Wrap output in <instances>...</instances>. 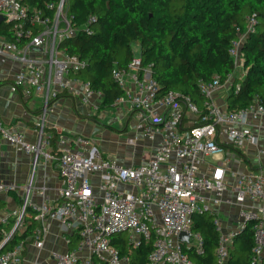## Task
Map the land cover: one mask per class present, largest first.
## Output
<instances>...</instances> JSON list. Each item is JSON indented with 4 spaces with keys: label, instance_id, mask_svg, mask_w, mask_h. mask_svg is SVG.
Segmentation results:
<instances>
[{
    "label": "built area",
    "instance_id": "1",
    "mask_svg": "<svg viewBox=\"0 0 264 264\" xmlns=\"http://www.w3.org/2000/svg\"><path fill=\"white\" fill-rule=\"evenodd\" d=\"M67 1L33 7L29 0H0V57L22 65L11 82L12 91L21 90L26 96L41 93L45 107L51 99L68 92L83 103H92L97 111L104 92L80 77L78 72L86 62L60 47L64 38L78 31L67 12ZM94 20L93 16L88 23ZM255 22L254 15L247 16L246 33L253 31ZM244 39L245 34L233 39L229 48L235 70L244 66ZM234 73L224 82L218 74L210 81H200L202 101L198 103L178 90L161 92L151 64L144 65L141 56L134 55L127 66H113L111 78L123 94L116 96L111 106L123 105L135 113L125 143L134 147L142 140L153 143L148 160L136 165L96 157L91 141L82 135L60 134L54 139L46 132L44 121L37 123L31 141L24 132L9 129L0 117V136L16 151L33 157V170L41 159L55 163L62 183L58 200L47 199L42 187L43 199L33 202L28 188L17 208L0 213V245L23 228L25 216L33 210L41 222L33 235L38 245L49 230L46 221L50 217L59 220L64 231L77 235L75 249L53 254L55 264H131L133 254L143 245L150 247L146 264H195L185 246L198 255L205 249L203 236L192 230L194 218L207 213L215 217L216 207L230 188L226 146L241 153L246 143L258 144L250 125L264 117V103L258 96L236 110L216 102L215 94L223 86L238 92L240 84L234 82ZM256 153L264 156V144ZM218 154L221 157L212 158ZM209 158L217 162L202 169ZM232 179L239 205L250 200L261 206L242 210L243 223L231 233H223L219 219H213L220 233L217 259L222 262L228 258L233 238L250 222L255 243L249 264H264V168L249 169ZM16 188L0 182V192ZM9 223L11 228L5 230ZM181 232L189 235L187 242L178 238ZM115 236L123 238L125 251L112 243ZM24 249L21 240L0 250V264L19 263Z\"/></svg>",
    "mask_w": 264,
    "mask_h": 264
},
{
    "label": "trees",
    "instance_id": "2",
    "mask_svg": "<svg viewBox=\"0 0 264 264\" xmlns=\"http://www.w3.org/2000/svg\"><path fill=\"white\" fill-rule=\"evenodd\" d=\"M58 1L29 0L33 7ZM67 12L78 31L64 38L60 47L86 62L78 73L104 92L105 108L123 94L111 78V69L127 66L135 43L143 64H151L161 92L178 90L200 103V81H210L218 74L224 82L235 72L229 48L242 34L245 72L234 78L240 88L235 93L230 87L226 108L245 107L256 96L264 103V0H68ZM249 15H254L256 22L253 31L246 33ZM93 16L95 20L88 23ZM213 217L195 216L192 230L203 236L205 253L198 255L185 246L190 258L195 264H249L255 243L251 224L235 235L228 258L220 262L216 254L220 233ZM32 229L29 224L24 233H14L1 250L26 240ZM1 233L0 227V242ZM112 243L125 251L123 238L115 236ZM149 249L143 245L133 254L131 264H146Z\"/></svg>",
    "mask_w": 264,
    "mask_h": 264
},
{
    "label": "crops",
    "instance_id": "3",
    "mask_svg": "<svg viewBox=\"0 0 264 264\" xmlns=\"http://www.w3.org/2000/svg\"><path fill=\"white\" fill-rule=\"evenodd\" d=\"M21 67L19 61L0 57V78L2 79L0 83V117L9 129L24 132L27 138L33 141L37 123L44 121L46 132L52 136L56 135L55 138L60 134H78L88 138L95 148L96 157H113L124 165H136L148 160L150 147L153 145L151 141L142 140L135 147L125 143L127 128L135 121V113L129 112L126 106H110L102 109L103 104L101 103L100 109L95 111L92 103H83L78 97L63 92L58 98L51 99L48 106L45 107L41 93L26 96L21 90H11V82ZM80 77L82 78L81 75ZM229 93L230 88L228 89L227 86L220 88L215 94L216 102L227 107ZM95 101H97L96 98ZM250 126L258 136L259 145L246 143L240 155H237L234 149L227 145L224 153V156L230 158L228 163L230 188L224 193L220 205L214 212L215 217L222 222L224 232L234 231L242 225V210H255L261 206V203L250 200L246 201L244 205H239L232 189V177L235 174L246 172L249 169L264 168V156L258 157L256 153L257 147L264 144V117L255 119ZM225 140L227 141V139ZM210 160L209 158V161L203 163L202 169H207L208 165L217 162ZM40 161L37 168L33 170V157L16 151L0 136V182L17 186L15 190L0 192V213L17 208L28 188L30 189V199L33 202L39 203L43 199V195L40 193L42 187L46 189L45 197L47 199H59L58 191L62 183L57 165L45 162L46 160L43 159ZM93 179H98V176H94ZM46 223L49 225V230L43 237V243L38 245L33 239V235L41 227V222L35 218L33 210L28 211L23 228L17 232L24 233L29 224L33 225V229L31 234H27L26 240L22 239L25 242L22 260L13 264H55L54 253H65L77 247V235L73 231H64L59 220L50 217ZM11 225V223L6 224L3 228L9 230Z\"/></svg>",
    "mask_w": 264,
    "mask_h": 264
},
{
    "label": "rangeland",
    "instance_id": "4",
    "mask_svg": "<svg viewBox=\"0 0 264 264\" xmlns=\"http://www.w3.org/2000/svg\"><path fill=\"white\" fill-rule=\"evenodd\" d=\"M134 52H135V55H136V56H137V55H140V50H139V45H138V43H135V44H134ZM243 70H244V66L241 65L240 67H238V68L236 69V71H235V73H234V76H235V77L243 76V75H244ZM227 88L229 89V87H227ZM102 109H105V107H102ZM115 133H116V132H115ZM235 153H236L237 155H240V154H241L239 151H235ZM218 157H219V154H218V155H215V156L212 157V158L217 159ZM213 162H216V161H213ZM207 215H209V214L207 213ZM213 219H215V217H213ZM221 223H222V222H220L221 229H222V225H223V224H221ZM222 232L225 233V234H227V233H231L232 231L224 232L223 229H222ZM126 235H127V233H122V236H126Z\"/></svg>",
    "mask_w": 264,
    "mask_h": 264
},
{
    "label": "water",
    "instance_id": "5",
    "mask_svg": "<svg viewBox=\"0 0 264 264\" xmlns=\"http://www.w3.org/2000/svg\"><path fill=\"white\" fill-rule=\"evenodd\" d=\"M2 16H0V22L2 21ZM178 238L181 240V241H185L187 242L188 239H189V235L185 232H181L179 235H178ZM8 242V240H6L5 242H3L1 245H0V250L4 247V245Z\"/></svg>",
    "mask_w": 264,
    "mask_h": 264
}]
</instances>
